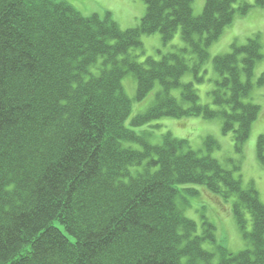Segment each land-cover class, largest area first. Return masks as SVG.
<instances>
[{
    "label": "trees",
    "instance_id": "16d2710c",
    "mask_svg": "<svg viewBox=\"0 0 264 264\" xmlns=\"http://www.w3.org/2000/svg\"><path fill=\"white\" fill-rule=\"evenodd\" d=\"M193 2L145 0L140 22L123 29L111 12L87 16L65 0H0V264H264V203L256 188L186 139L168 132L154 144L147 131L126 126L133 99L122 81L131 73L138 101L161 85L132 127L163 117L220 118L242 153L260 112L246 101L263 58L260 40L213 59L221 78L211 94L219 108L200 103L194 84L181 80L188 72L202 80L211 45L253 4L206 0L196 16ZM179 29L186 45L179 51L143 62L130 52L144 35L160 33L167 44ZM175 88L186 105L171 95ZM206 144L211 150L216 140ZM256 154L264 165V133ZM189 184L235 197L246 248L216 245L208 220L198 231L179 201V186Z\"/></svg>",
    "mask_w": 264,
    "mask_h": 264
},
{
    "label": "rangeland",
    "instance_id": "374dc122",
    "mask_svg": "<svg viewBox=\"0 0 264 264\" xmlns=\"http://www.w3.org/2000/svg\"><path fill=\"white\" fill-rule=\"evenodd\" d=\"M71 3L84 15L98 13L104 15L107 11L112 13L114 20L121 28L126 29L136 26L146 13L145 0H65ZM206 0H194V14L200 15L205 7ZM252 7L246 14H237L232 24L224 30L221 37L209 48V59L200 70L202 80L198 81L192 72L186 73L182 77V83L191 82L197 89L200 103L208 104L212 108H219L213 103L211 92L219 86L217 80L220 74L214 68L213 59L217 55L230 53L233 45L242 46L250 38H258L262 46L263 58L256 63L253 76L250 78L252 89L246 101L253 102L260 106V112L256 121L252 125L250 137L243 145L242 153L235 149V141L232 133L222 131L223 122L220 118L205 119L203 117H163L153 120L140 127H132L131 119L141 113L146 112L156 102V95L161 90L160 83H157L154 90L148 96L138 101L136 100L137 81L133 74L128 73L123 78V87L127 95L133 99L132 112L126 126L135 129L137 132L147 131L149 140L154 144H159L163 136L170 132L174 137L186 139L189 146L199 151L202 155L210 154L218 159L220 163L229 170H234V175L240 177L244 187L254 186L258 191L260 200L264 203V165H262L256 154L257 140L260 134L264 133V83L258 84L264 73V6L255 5V0H248ZM237 6V4L235 5ZM142 46L131 49V53L137 60L143 62L147 57L157 60L168 52H176L186 47L181 38L179 29L174 38L164 44L160 33L142 36ZM191 63L195 61V55L185 53ZM191 59V60H190ZM242 80H248L246 74H242ZM171 95L175 96L181 103L185 104L181 95V88L171 90ZM186 105V104H185ZM159 125V127H156ZM209 137L216 140L213 149L209 150L206 141ZM135 148L141 149V145L133 142L126 143ZM182 197L179 199L182 205L186 204L185 214L194 219L198 224V231H202L203 222L210 221L215 226L216 245L223 246L232 252H237L248 246L242 237L236 220L233 215V202L235 197L225 200L215 193L209 191L203 185L189 184L179 186ZM190 188L198 193L189 194L183 189ZM189 192V191H187ZM191 193V192H190ZM64 233L71 237L58 221L55 222ZM251 223L249 224V229ZM216 253L215 245H205ZM216 260L218 257L216 256Z\"/></svg>",
    "mask_w": 264,
    "mask_h": 264
}]
</instances>
